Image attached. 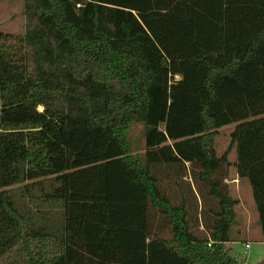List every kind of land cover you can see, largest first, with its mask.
<instances>
[{
	"label": "trees",
	"instance_id": "16d2710c",
	"mask_svg": "<svg viewBox=\"0 0 264 264\" xmlns=\"http://www.w3.org/2000/svg\"><path fill=\"white\" fill-rule=\"evenodd\" d=\"M23 1L25 35L0 33V264H244L228 156L264 242V0Z\"/></svg>",
	"mask_w": 264,
	"mask_h": 264
},
{
	"label": "rangeland",
	"instance_id": "374dc122",
	"mask_svg": "<svg viewBox=\"0 0 264 264\" xmlns=\"http://www.w3.org/2000/svg\"><path fill=\"white\" fill-rule=\"evenodd\" d=\"M28 20L25 16V2L23 0H14V1H0V33H8L13 34L15 36L23 37L28 28ZM179 79V78H177ZM42 110V108H40ZM235 130V124H231L228 126H224L219 130V135L215 140V147L219 157L223 156V154L228 150L231 143V134ZM130 136L134 143V148L139 147L141 153L144 152L145 141L143 138V126L135 125L132 128ZM228 160L231 163L228 172V186L230 190H232V181L234 178L231 176L234 174V170L232 168L233 164L237 161V152L236 149H233L232 152L228 156ZM187 168H190V165H187ZM186 181L192 180L189 178ZM230 183V184H229ZM241 188L236 191L234 197L238 200L239 205L236 207L237 214L239 216V222L234 227V239L241 242L240 244L232 245L229 247V252L231 254L237 255L240 258L245 259L244 264H264V242L260 240L261 233L258 230L257 221H251V226H249L245 221H243V215L246 214V211L252 216V206H251V197L249 195V191L247 189V185L245 182L240 183ZM244 204L243 211H240V203ZM240 223V224H239ZM241 228V229H240ZM245 229H250L249 238L244 234ZM242 232V233H241ZM246 241H249L252 244V249L250 250V256L248 259L243 256V246Z\"/></svg>",
	"mask_w": 264,
	"mask_h": 264
},
{
	"label": "crops",
	"instance_id": "0c3cea01",
	"mask_svg": "<svg viewBox=\"0 0 264 264\" xmlns=\"http://www.w3.org/2000/svg\"><path fill=\"white\" fill-rule=\"evenodd\" d=\"M236 163V162H235ZM235 163L233 164V166H232V168H233V170L235 171L234 172V174H232L231 176L234 178V180L232 181V184H234L231 188H232V190H230V195H231V197L233 198V199H235V200H239L238 198L236 199L235 197H234V195L236 194V191L238 190V189H240L241 188V185H240V183L241 182H245L246 183V185H247V189H248V191H249V195H250V197H251V208H252V211H253V213H252V216L250 215V212L248 213L247 211H246V214H244L243 215V221H245L249 226H251V221H252V219H253V221L255 222V221H257V223H258V220H259V214H258V212H257V209H256V205H255V202H254V198H253V193H252V189H251V187H250V184H249V182H248V180L247 179H241L239 176H238V173H237V169H236V167H235ZM227 181H228V178H227ZM230 184V183H229ZM230 189V188H229ZM239 205V204H238ZM238 205L236 206V207H238ZM240 211H243V209H244V204L241 202L240 203ZM237 209V208H236ZM236 213H237V210H236ZM238 222H239V216H238V214H237V224H238ZM240 224V223H239ZM259 225V224H258ZM239 225H237V227H238ZM241 229V228H240ZM258 230H260L259 232L261 233V235H260V240L263 242V237H262V232H261V229H260V227H258ZM235 231V230H234ZM249 231H250V229H245L244 231H242V232H244V234L247 236V239L249 238ZM241 232V233H242ZM233 239H234V233H233ZM246 242H249V241H246ZM241 242H239L238 240H236V239H234V241L232 242V243H229L228 245H227V247L229 248V247H231L232 245H236V244H240Z\"/></svg>",
	"mask_w": 264,
	"mask_h": 264
},
{
	"label": "built area",
	"instance_id": "2783aa9c",
	"mask_svg": "<svg viewBox=\"0 0 264 264\" xmlns=\"http://www.w3.org/2000/svg\"><path fill=\"white\" fill-rule=\"evenodd\" d=\"M209 246H211V243L209 244ZM252 249V244L250 242H245L243 249H242V254L244 257H246V259H248V257L250 256V250Z\"/></svg>",
	"mask_w": 264,
	"mask_h": 264
}]
</instances>
